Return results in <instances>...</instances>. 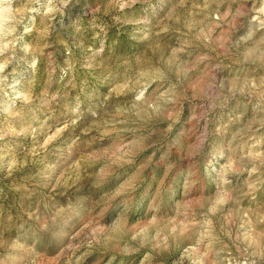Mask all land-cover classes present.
<instances>
[{
    "label": "rangeland",
    "instance_id": "rangeland-1",
    "mask_svg": "<svg viewBox=\"0 0 264 264\" xmlns=\"http://www.w3.org/2000/svg\"><path fill=\"white\" fill-rule=\"evenodd\" d=\"M0 264H264V0H0Z\"/></svg>",
    "mask_w": 264,
    "mask_h": 264
}]
</instances>
